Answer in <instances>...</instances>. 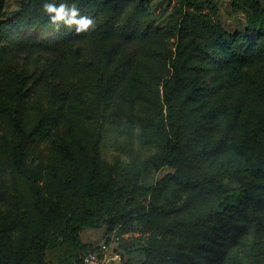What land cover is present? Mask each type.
Masks as SVG:
<instances>
[{
	"label": "trees",
	"instance_id": "16d2710c",
	"mask_svg": "<svg viewBox=\"0 0 264 264\" xmlns=\"http://www.w3.org/2000/svg\"><path fill=\"white\" fill-rule=\"evenodd\" d=\"M182 2L180 17L163 28L158 27L157 19L150 13L152 0H29L12 18L4 19L0 13V70L10 55L24 49L34 47L68 53L72 43L92 39L96 54L104 53L105 60L101 59L100 64L94 56L95 61L84 68L101 72L98 90L106 85L112 91L124 85L129 72L136 70V53L126 52L124 47L138 43L143 51L147 50L149 56L145 55L142 70L158 80L157 95L149 99L150 140L161 147L146 167L121 160L110 165L101 158L100 134L94 143H83L72 136L61 150L63 166L59 172L49 175L54 185L44 192L35 159L28 158V147L37 138L42 141L50 137L64 122L66 88L56 85L45 106L36 111L32 129L27 121L29 102L24 101L23 107L15 110L11 118L9 133L0 141V175L9 177L8 184L5 180L1 184L0 203L6 204L11 194L19 208L17 211L12 207L0 208V264H47L45 254L52 235L72 241L76 262L82 264L84 256L99 249L81 241L80 234L84 230L107 225L112 231L120 223L135 218L150 231L175 240L153 242L146 249L147 260L125 261L124 264H228L229 248L250 228L246 220L256 221L258 234L264 233V221L258 215L260 198H255L249 188L243 197L226 193L223 188L226 181L250 187L253 180L264 179V82L256 91L261 112L254 128L246 133L254 145L252 162H223L213 172L196 173L186 162L188 153L179 123L189 105L205 98L202 86L207 72L205 65L213 60V54L221 55L222 62L235 60L238 64L252 62L262 53L249 48L237 55L246 41L245 34L232 35L220 20L207 15L203 0ZM47 4L64 5L69 12L67 19H71L70 12L75 7L79 13L77 19L87 17L94 22L93 27L87 32H78L76 25L53 24L52 17L45 11ZM255 4L251 1L255 15L249 30L262 31L263 17ZM173 38L177 39L175 50L170 47ZM82 50L83 46H79L78 54ZM152 56L166 60L172 72L170 79L164 82L163 98L162 78L157 77L162 68L156 72L153 62L149 61ZM227 85L228 82L223 84ZM17 94L24 96L23 89ZM139 96L145 98L142 92ZM153 100H160V106ZM203 102L205 100L200 104L205 106ZM101 104L100 95V110ZM84 111L73 115L80 122L84 116L91 120L93 114L88 115V109ZM202 115L195 131L216 134L221 123L210 124L212 115ZM159 162L172 164L177 169L155 185L146 186L143 171ZM262 182L256 186L263 188ZM171 185L192 193L181 206L171 208L165 204L147 208L140 202L142 196L162 194ZM17 215L20 225L15 222ZM256 248L253 252L260 260L264 253Z\"/></svg>",
	"mask_w": 264,
	"mask_h": 264
},
{
	"label": "rangeland",
	"instance_id": "374dc122",
	"mask_svg": "<svg viewBox=\"0 0 264 264\" xmlns=\"http://www.w3.org/2000/svg\"><path fill=\"white\" fill-rule=\"evenodd\" d=\"M28 1L0 0V13L4 19L12 18ZM203 1L205 13L220 20L232 35H246V41L239 47L237 55L247 52L249 48L261 51L262 54L252 62L238 64L235 60L222 62L221 55L213 54V60L205 65L207 72L202 82L206 92L203 99L205 106L200 104L203 100L189 105L179 119L183 131L182 141L188 153L186 162L191 164L196 173L213 172L223 162L254 161V145L248 140L246 133L254 128L261 112L256 91L259 84L264 82V22L262 31L249 30L251 18L255 15L251 1L259 7L264 21V0ZM182 3V0H152L150 13L157 19L158 27L163 28L176 21L181 15ZM176 41L173 38L170 44L174 50ZM115 43L119 45L118 41ZM79 46H83L81 54L77 52ZM124 49L126 52L136 53V70L132 69L128 81L112 91L106 85L98 90L101 72H92L90 67L84 68V65L95 61L94 56L98 57L100 64L101 59L105 60L104 53L96 54L97 47L92 39L88 42L72 43L68 53L47 52L34 47L24 49L10 55L0 70V141L9 133L11 118L15 110L23 107L24 101L29 102L27 121L32 129L36 121V111L45 106L56 85L66 88L67 111L64 122L55 128L50 137L42 141L37 138L28 147V158L35 159V167L40 173L39 183L44 186V192L54 185L49 175L59 172L63 166L61 150L72 136L83 143H94L100 134L98 148L101 158L110 165L121 160L138 167H146L160 152L159 144L150 140L152 130L148 125V111L151 108L149 99L157 95L158 80L142 70L145 68L144 60L149 56L147 50L143 51L138 43H131ZM160 58L152 56L149 61L153 62L156 72L162 68L157 72V77L162 78L160 91L163 98L164 82L170 79L172 72L169 65H166L167 61ZM225 82H228L227 86H223ZM19 89H23L24 96L17 94ZM140 92L145 98H140ZM153 101L160 106V100ZM104 107L106 109L102 113ZM86 109L88 115L93 114V118L88 120L84 116L83 122L78 121L73 114L76 111L85 112ZM202 113L212 115L210 124L221 123L216 134L195 131L198 122L203 118ZM176 169L172 164L160 162L151 165L143 171V183L153 186ZM8 178L4 174L0 175V194L3 192L1 184L4 180L7 183ZM262 181L253 180L250 187L226 181L223 188L226 193L241 194L242 197L249 188L256 195L255 198L261 200L258 215L264 221V187L256 186L260 182L264 184V179ZM191 194L171 185L162 194L142 196L140 202L147 208L165 204L171 208L179 207ZM16 203V198L10 194L8 202L0 203V208L12 207L13 211H17L19 208ZM15 222L20 225L18 215L15 216ZM245 222L250 223V228L246 234L238 236L236 243L229 248L228 264H264V255L259 260L253 252L254 247H257L258 252L262 249L264 253V233L258 234L256 221ZM80 239L91 247L102 248L108 245L116 249L122 256L123 264L125 261L141 263L147 260L146 249L153 242L175 240L150 231L136 218L120 223L112 231L107 225L99 229H86L80 234ZM45 261L47 264H77L76 248L72 241L52 235Z\"/></svg>",
	"mask_w": 264,
	"mask_h": 264
},
{
	"label": "clouds",
	"instance_id": "9594fccd",
	"mask_svg": "<svg viewBox=\"0 0 264 264\" xmlns=\"http://www.w3.org/2000/svg\"><path fill=\"white\" fill-rule=\"evenodd\" d=\"M45 11L52 17L53 24H56L57 22H66L69 25H76L78 32H87L94 24V22L87 17L77 19L79 13L75 7H73L70 12L71 19H67L69 12L64 5L56 7L52 4H47L45 5Z\"/></svg>",
	"mask_w": 264,
	"mask_h": 264
},
{
	"label": "built area",
	"instance_id": "2783aa9c",
	"mask_svg": "<svg viewBox=\"0 0 264 264\" xmlns=\"http://www.w3.org/2000/svg\"><path fill=\"white\" fill-rule=\"evenodd\" d=\"M82 264H123V259L116 249L104 245L84 256Z\"/></svg>",
	"mask_w": 264,
	"mask_h": 264
}]
</instances>
